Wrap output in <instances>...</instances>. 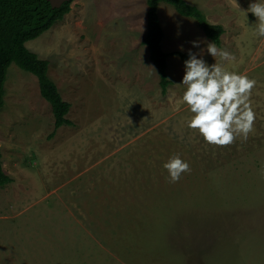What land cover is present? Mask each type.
Masks as SVG:
<instances>
[{"label": "rangeland", "instance_id": "rangeland-1", "mask_svg": "<svg viewBox=\"0 0 264 264\" xmlns=\"http://www.w3.org/2000/svg\"><path fill=\"white\" fill-rule=\"evenodd\" d=\"M186 1L224 27L216 46L234 59H214L198 22L161 2L167 93L143 43L147 0H74L26 43L49 60L70 125L55 131L37 76L11 64L0 264H264V37L241 11L255 0ZM189 50L256 81L247 139L217 146L187 127L179 84ZM176 154L190 170L173 183L163 164Z\"/></svg>", "mask_w": 264, "mask_h": 264}, {"label": "trees", "instance_id": "trees-1", "mask_svg": "<svg viewBox=\"0 0 264 264\" xmlns=\"http://www.w3.org/2000/svg\"><path fill=\"white\" fill-rule=\"evenodd\" d=\"M166 2L183 16L194 18L205 34L216 45H221L224 27L210 23L204 12L186 0H147L148 32L143 40L150 58L156 66L163 93H167L171 81L167 73V59L171 55L162 46L164 30L159 17V4ZM72 1L53 8L48 0H0V113L5 106L6 82L11 64L37 76L41 95L51 104L55 117V131L72 124L67 115L71 104L63 98L56 82L49 75V60L40 58L26 43L48 31L71 11ZM186 58V54L181 53ZM53 131V134L54 132ZM12 181L4 171L0 150V186Z\"/></svg>", "mask_w": 264, "mask_h": 264}, {"label": "clouds", "instance_id": "clouds-1", "mask_svg": "<svg viewBox=\"0 0 264 264\" xmlns=\"http://www.w3.org/2000/svg\"><path fill=\"white\" fill-rule=\"evenodd\" d=\"M248 16L256 17L252 24L254 31L264 37V0H255L247 11ZM193 47H199L193 41ZM207 53L212 57L219 56L221 61H231L232 54L219 49L214 42L207 44ZM189 58L184 61L182 85L185 91L183 103L192 114L187 120L189 129L198 130L200 136L208 144L226 146L232 144L237 137L247 139L254 127L256 113L250 97L256 81L246 74L228 71L224 64L216 62L208 64L203 52H188ZM171 182L179 181L181 175L190 170L187 160L179 154L169 157L163 164Z\"/></svg>", "mask_w": 264, "mask_h": 264}, {"label": "water", "instance_id": "water-1", "mask_svg": "<svg viewBox=\"0 0 264 264\" xmlns=\"http://www.w3.org/2000/svg\"><path fill=\"white\" fill-rule=\"evenodd\" d=\"M51 4L53 8H59L61 7L65 2L68 1H74V0H48Z\"/></svg>", "mask_w": 264, "mask_h": 264}]
</instances>
